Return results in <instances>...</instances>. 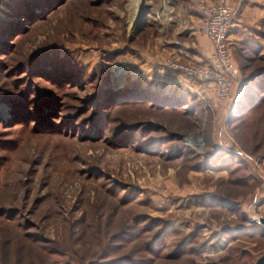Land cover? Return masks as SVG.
I'll return each instance as SVG.
<instances>
[{
	"label": "rangeland",
	"instance_id": "rangeland-1",
	"mask_svg": "<svg viewBox=\"0 0 264 264\" xmlns=\"http://www.w3.org/2000/svg\"><path fill=\"white\" fill-rule=\"evenodd\" d=\"M18 1L0 0V264L264 257V96L243 82L264 39L230 51L226 108L142 48L194 30L197 5L144 0L132 24L131 0H24L31 21L13 18Z\"/></svg>",
	"mask_w": 264,
	"mask_h": 264
},
{
	"label": "built area",
	"instance_id": "built-area-1",
	"mask_svg": "<svg viewBox=\"0 0 264 264\" xmlns=\"http://www.w3.org/2000/svg\"><path fill=\"white\" fill-rule=\"evenodd\" d=\"M238 6L233 0H215L211 4H197V31L208 41L211 52L206 64L179 63L166 60L165 69L203 87H212L216 98L226 108L233 106V85L239 71L228 48V33Z\"/></svg>",
	"mask_w": 264,
	"mask_h": 264
},
{
	"label": "crops",
	"instance_id": "crops-1",
	"mask_svg": "<svg viewBox=\"0 0 264 264\" xmlns=\"http://www.w3.org/2000/svg\"><path fill=\"white\" fill-rule=\"evenodd\" d=\"M172 1H175L176 3H179L188 8V10H191L193 5L195 7L197 5L196 2L200 0ZM202 1L207 4H211L215 0ZM233 2L238 6V8L231 23L227 38L230 51H233L234 47H236L237 45L241 46L242 43L246 40L247 43L251 42L250 44L254 45L255 48H259L260 45H256L253 41L262 39L264 35V0H233ZM195 11L198 15L196 8L194 9V12ZM198 21L199 15L195 21H192L193 23L191 27L194 28V30L192 29V31L190 33H187L186 36L184 34V37L182 38L176 37L173 43L152 42L153 46H151L149 51H161V55L163 56L164 54L165 57L163 60L170 61H172L173 59L177 61L178 59L184 57V55L180 56V53L182 51L185 52L186 55L190 56V59L194 57L197 59L200 55V51H211L210 45L206 38L197 31ZM251 45L248 46L251 47ZM163 51L165 53H163ZM176 52H179V54ZM258 53L260 54V51ZM208 54L209 52H207V57ZM188 56L184 58L189 59ZM165 71L168 73V75L173 73L167 69H165Z\"/></svg>",
	"mask_w": 264,
	"mask_h": 264
},
{
	"label": "trees",
	"instance_id": "trees-1",
	"mask_svg": "<svg viewBox=\"0 0 264 264\" xmlns=\"http://www.w3.org/2000/svg\"><path fill=\"white\" fill-rule=\"evenodd\" d=\"M46 1H48V0H45V1L44 0H31V2L33 4H35L36 6H38V5L39 6H44L43 4ZM28 4H29V1L26 2L24 0L18 1L17 3H14L13 4L14 5L13 6V9H11L12 12H13V18L20 17L21 19H24L26 21H31V19H29L30 18L29 15L24 13V11L27 13V10L29 8V5ZM33 20H35V19H33ZM11 26H13V24H11V21L1 24L2 30H4L8 36L13 31V28H11ZM263 39H264V35H263ZM150 41H151V39H150ZM144 45H146V44H144ZM151 46H153L152 45V42H150L149 47H148V45H146V46H144L142 48H143V50L145 49V51H148L151 48ZM129 50L130 51L131 50L132 51H137V45H135V47H130ZM249 52H251V51H249ZM251 53L257 55V51H252ZM254 60L255 61H261V58L257 56V58H255ZM240 70H241V72L244 71L243 70V66L242 67L240 66ZM238 71H239V69H238ZM243 82H244V85L245 84L246 85H252L258 92L261 93L262 96H264V67L263 68L262 67L261 68H258V67L254 68L249 75L244 76V81ZM134 86L135 85H133L132 90L131 91H128L127 93H129L130 96H136V97H138L143 92H141L140 90H138V87L137 86H135V87ZM132 94H134V95H132ZM116 96H119L118 93H116L113 96L106 97V98H103L102 97L101 100L98 101V104L97 105L95 104L96 105V109H97L96 110V113L99 112L98 109L99 108L101 109V107H102L100 105L102 103V101H103L102 99H106V101L108 103H110V102L113 103V102H116L117 101V100L114 99V97H116ZM140 96H142V95H140ZM103 107H105V106H103ZM251 110H253V109H251ZM103 112L101 111L100 113H103ZM92 121H93V119H92ZM101 126H103L105 128V122L104 123L101 122ZM230 154H234V153H231L230 152Z\"/></svg>",
	"mask_w": 264,
	"mask_h": 264
},
{
	"label": "bare ground",
	"instance_id": "bare-ground-1",
	"mask_svg": "<svg viewBox=\"0 0 264 264\" xmlns=\"http://www.w3.org/2000/svg\"><path fill=\"white\" fill-rule=\"evenodd\" d=\"M143 3L144 0H131L129 4V12L132 24L134 23L135 19H137L135 23L138 22L139 19H141L143 13Z\"/></svg>",
	"mask_w": 264,
	"mask_h": 264
},
{
	"label": "water",
	"instance_id": "water-1",
	"mask_svg": "<svg viewBox=\"0 0 264 264\" xmlns=\"http://www.w3.org/2000/svg\"><path fill=\"white\" fill-rule=\"evenodd\" d=\"M255 264H264V257L259 259Z\"/></svg>",
	"mask_w": 264,
	"mask_h": 264
}]
</instances>
